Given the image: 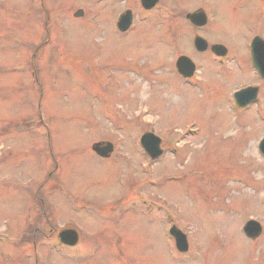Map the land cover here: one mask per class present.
<instances>
[{"label":"rangeland","instance_id":"374dc122","mask_svg":"<svg viewBox=\"0 0 264 264\" xmlns=\"http://www.w3.org/2000/svg\"><path fill=\"white\" fill-rule=\"evenodd\" d=\"M124 2L137 12L129 35L114 21ZM165 2L179 39L139 0H0V264H264V234L243 231L264 225L257 137L223 68L179 75L192 47L185 14L201 3ZM204 2L217 17L203 35L224 44L223 3ZM148 131L162 138L154 161ZM105 141L107 159L92 148ZM72 228L76 247L55 236Z\"/></svg>","mask_w":264,"mask_h":264},{"label":"flooded vegetation","instance_id":"af4514ba","mask_svg":"<svg viewBox=\"0 0 264 264\" xmlns=\"http://www.w3.org/2000/svg\"><path fill=\"white\" fill-rule=\"evenodd\" d=\"M30 1L32 4V0ZM95 1L101 3L107 0ZM196 1L201 4L191 12L204 11L207 22L204 25H195L186 17L190 12L185 14V18L191 24V39L189 42L192 47L190 49L191 54L185 55L182 53L179 57L186 56L192 61L194 73L191 78H184L178 73L184 80L188 81L199 76V71L205 62L215 64L219 69H224L225 83H230L231 86L228 90H232L229 95L231 106L239 113L241 122L255 133L258 140L257 152L264 163V0H215L217 4L219 2L223 3V5L219 4L223 6L224 10V44L210 42L203 35V31L215 22L217 16L210 12V6L208 9L206 8L204 0ZM205 1L206 3L209 2V0ZM162 2L160 0L153 9L147 10L139 0L140 11L143 10L148 13L160 7L159 10L163 16L160 21V26L164 29L162 31L163 36L174 34L175 38L179 39L181 28L175 23L179 14L174 9L173 4L167 3L165 0ZM123 6L126 7L116 13L114 21L117 29H115L121 35H129L135 30L134 21L137 12L132 7L127 6L125 2ZM33 8L37 10L36 7L33 6ZM127 11L132 13V24L128 30L121 31L119 23ZM166 15H168V18H166ZM197 37H201L206 41V50L202 51L196 47L195 40ZM214 45H221L224 55L218 56L213 51L212 47ZM258 221L262 225V232L252 241L258 240L264 234V225L260 220ZM55 236L58 238L59 232Z\"/></svg>","mask_w":264,"mask_h":264},{"label":"water","instance_id":"95a60500","mask_svg":"<svg viewBox=\"0 0 264 264\" xmlns=\"http://www.w3.org/2000/svg\"><path fill=\"white\" fill-rule=\"evenodd\" d=\"M158 2L159 0H141V3L145 9H152ZM83 15L84 11L82 9H79L74 13L75 17H81ZM186 17L195 25H204L207 22L204 11L191 12L188 13ZM131 24L132 13L127 11L126 14L121 18L119 29L121 31H126ZM195 45L202 51L207 49L206 41L201 37L196 38ZM212 48L217 55H224L223 47L221 45H214ZM176 66L179 73H181L184 77H191L194 73V64L186 56L179 57L176 62ZM140 142L144 150L150 155L151 159H156L162 155V140L156 134L152 132H146L141 137ZM92 148L93 151L99 156L108 158L114 151V144L112 142H97L93 144ZM244 232L249 238L256 239L262 232V226L256 220H249L244 226ZM170 234L175 238L177 249L180 252H187L189 249L187 235L176 226L171 227ZM59 240L63 244L75 246L79 241V234L75 229H64L59 233Z\"/></svg>","mask_w":264,"mask_h":264}]
</instances>
